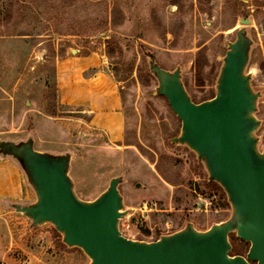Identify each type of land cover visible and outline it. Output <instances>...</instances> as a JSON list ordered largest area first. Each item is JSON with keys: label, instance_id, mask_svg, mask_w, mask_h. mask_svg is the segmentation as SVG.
Returning a JSON list of instances; mask_svg holds the SVG:
<instances>
[{"label": "rangeland", "instance_id": "1", "mask_svg": "<svg viewBox=\"0 0 264 264\" xmlns=\"http://www.w3.org/2000/svg\"><path fill=\"white\" fill-rule=\"evenodd\" d=\"M243 16L251 20L247 71L260 93L257 135L264 149V0H0V139L32 136L38 150L71 152L70 175L84 200L123 176L126 215L119 226L128 238L151 241L190 222L205 230L228 219L232 208L222 186L209 180L196 152L172 141L182 121L155 93L150 60L168 70L181 66L192 99H210ZM93 52L116 82L120 111L61 100L59 61ZM21 172L26 201H34ZM230 238L231 254L246 255L250 243L235 233ZM89 262L50 223L32 227L16 212L0 226V264Z\"/></svg>", "mask_w": 264, "mask_h": 264}, {"label": "water", "instance_id": "2", "mask_svg": "<svg viewBox=\"0 0 264 264\" xmlns=\"http://www.w3.org/2000/svg\"><path fill=\"white\" fill-rule=\"evenodd\" d=\"M244 25L228 41L216 94L195 102L182 79V68L168 70L150 60L158 80L156 94L165 96L182 121L173 142L196 152L210 181L219 183L231 204V216L205 230L193 223L156 240L128 238L120 230L126 215L120 191L123 176L113 177L93 200L80 198L70 175L72 153L35 148L25 140L0 139V156L14 160L34 190L35 200L10 206L36 227L52 224L69 247H79L89 264H264V149H260L257 117L260 93L247 71L253 39ZM139 185V184H138ZM250 243L246 255L231 254L230 235Z\"/></svg>", "mask_w": 264, "mask_h": 264}, {"label": "crops", "instance_id": "3", "mask_svg": "<svg viewBox=\"0 0 264 264\" xmlns=\"http://www.w3.org/2000/svg\"><path fill=\"white\" fill-rule=\"evenodd\" d=\"M103 63L102 55L96 52L72 54L60 60L61 79H65L60 84L62 102L82 106L88 111H120L122 102L116 82L102 69ZM91 68L98 70L88 73ZM24 184L18 164L9 157L0 156V226L11 221L13 213H16L10 206L11 202H27L28 192Z\"/></svg>", "mask_w": 264, "mask_h": 264}, {"label": "trees", "instance_id": "4", "mask_svg": "<svg viewBox=\"0 0 264 264\" xmlns=\"http://www.w3.org/2000/svg\"><path fill=\"white\" fill-rule=\"evenodd\" d=\"M213 183H215V182H213ZM255 264V263H254Z\"/></svg>", "mask_w": 264, "mask_h": 264}]
</instances>
